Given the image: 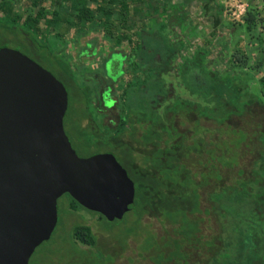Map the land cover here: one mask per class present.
<instances>
[{"label": "trees", "instance_id": "1", "mask_svg": "<svg viewBox=\"0 0 264 264\" xmlns=\"http://www.w3.org/2000/svg\"><path fill=\"white\" fill-rule=\"evenodd\" d=\"M86 1L98 3V9L109 15L101 5L106 0ZM86 1L80 2L77 16L83 23L95 19L85 17L90 13ZM120 2L124 10L120 20L125 25L134 10L128 9L124 0ZM0 15L6 22L0 24V31L19 34V29L25 39L43 47L39 22L46 21L47 11L41 8L35 17L22 19L1 0ZM144 45L135 57L143 56L149 63L155 51L149 48V52ZM64 68L68 74L72 69L70 65ZM131 68H138L136 61ZM198 75L194 79L199 88L196 93L209 89L211 99L220 103L223 94L218 90L223 88L213 84L211 90L203 74ZM228 88L233 90L230 85ZM85 91L90 97L91 90ZM128 91L121 98L127 99ZM185 101L180 100L181 108L171 104L163 118L156 116L147 125L133 104L126 108L124 117H117L116 134L109 126L103 127L99 137L89 129L91 141L84 137L87 127L77 130V142L74 146L70 142V146L78 158L109 154L120 167L116 173L121 184L118 209L107 217L63 194L57 202L61 200L60 207L66 210L59 216L56 203L51 235L34 249L28 264H39L40 258L42 264H264V113H251L248 107L253 104L245 102L214 119ZM176 115L189 135L174 134L170 124ZM136 116L137 122L129 123ZM229 116L235 118L237 126L227 122ZM206 120L217 126L207 127ZM135 130L142 133L136 137L140 141L136 147L120 141L131 138ZM208 133L210 141L205 139ZM125 147H130V152H124ZM82 209L96 215L99 222L89 224L90 218L77 214ZM67 219L73 221L68 228ZM227 234L230 237L226 240Z\"/></svg>", "mask_w": 264, "mask_h": 264}, {"label": "rangeland", "instance_id": "2", "mask_svg": "<svg viewBox=\"0 0 264 264\" xmlns=\"http://www.w3.org/2000/svg\"><path fill=\"white\" fill-rule=\"evenodd\" d=\"M3 1L13 14L22 19L35 17L41 8L48 12L46 21L43 19L39 22L43 47L39 43L29 42L16 29L19 34L0 31V48L20 52L51 73L62 85L67 109L63 117V131L72 146L77 142V130L81 127L88 128L84 137L90 141L92 136L89 129L94 130V134L99 137L103 127L109 126L112 134H116L117 117H124L128 112L126 108L133 104L137 105L136 112L143 115L142 121L146 125L152 124L156 116L163 118L171 104L181 108L180 100L197 105L200 113L214 119H217L218 113L245 102L253 104L248 107L251 113H264V0H124L128 9L134 10L125 25L120 20V14L124 12L120 0L113 4L112 0L101 3L109 15L98 9V3L82 0L87 2L90 10L85 17L95 18L84 23L77 17L81 0ZM73 5L77 10H74ZM5 23V20H0V24ZM160 25L163 26L161 40L166 49L160 55L164 59L153 53L149 63L144 61L140 69L133 70L132 62H126L135 59L142 38L147 36L146 32H156ZM150 36L156 37V34ZM84 43L87 52L93 50L99 56L82 52ZM154 46L156 44L152 42L151 48ZM109 54L113 58L119 55L124 57L125 66L121 77L113 75L112 81L106 82L105 86L104 83L99 84L100 77L93 70H96L95 63L98 64V60L103 57L106 60ZM69 65L72 68L71 74L64 71V67ZM109 65L108 62L107 70ZM198 73L203 74L206 82L211 84V90L212 87L214 90V85L223 88L218 90L223 94L221 106L211 99L213 95L209 89L207 93H196L199 88L196 85L197 79L196 82L194 79L199 76ZM95 75L98 80L94 78ZM137 81L142 82L139 85L145 91L131 88ZM91 84L96 87L94 92L98 93L94 94L93 100L92 96L84 95L83 91L87 86L91 88ZM101 84L104 86L103 91ZM229 85L233 90L227 89ZM130 88H134V94H128L125 100L121 98L125 90L130 91ZM96 96L106 99L104 106L109 110L104 112L101 104L99 107ZM228 101L229 106L225 105ZM137 117L129 123L133 122L134 125ZM228 118L227 122L235 124L234 117ZM205 123L209 128L217 126L214 121L206 120ZM170 127L175 135L190 133L182 127L179 115L174 116ZM140 134L141 131L135 130L131 138H121L120 141L126 146L136 147L140 142L136 137ZM208 135L209 138L205 139L210 141L212 137ZM175 138L179 141L178 136ZM97 147L103 151L101 146ZM129 149L125 147L123 151L130 152ZM135 155L140 156L138 153ZM117 159L121 161L119 157ZM57 203L60 216L66 209L60 207L63 205L61 200ZM77 214L85 219L90 218L89 224L94 223L93 220L98 221L96 215L83 209L78 210ZM72 223V220L67 219L66 227ZM229 237L227 234L226 240ZM234 247L235 244H232L230 249ZM31 259L37 260L33 257ZM42 263L43 258H40L39 264Z\"/></svg>", "mask_w": 264, "mask_h": 264}, {"label": "water", "instance_id": "3", "mask_svg": "<svg viewBox=\"0 0 264 264\" xmlns=\"http://www.w3.org/2000/svg\"><path fill=\"white\" fill-rule=\"evenodd\" d=\"M63 90L39 64L0 48V264H28L65 193L107 217L118 209L120 167L109 154L77 157L63 131Z\"/></svg>", "mask_w": 264, "mask_h": 264}, {"label": "crops", "instance_id": "4", "mask_svg": "<svg viewBox=\"0 0 264 264\" xmlns=\"http://www.w3.org/2000/svg\"><path fill=\"white\" fill-rule=\"evenodd\" d=\"M132 10V9H131ZM133 12V11H132ZM161 26V25H160ZM163 27V26H162ZM160 28V27H159ZM146 34H147V36H145V38L143 37L142 38V44L144 45V43H145V45L144 46H146V47H148V48H145V49H147L149 52H150V50H149V48H151V46H152V42L154 43V44H156V46H154L153 48H151V49H153L154 51H155V53H158V54H156L157 56H159V57H161L162 59H164L161 55H160V52H161V50H166L164 47H163V42H162V40H161V35L163 34V28H161V29H158V31H156V32H153L152 33V31L151 32H146ZM150 34H156V37L155 36H150ZM148 41V42H147ZM87 48H86V45H85V43H84V45H83V48H82V52H85V54L87 55L89 52L90 53H93V55H97V56H99V54H96L95 53V51H90L89 49V51L87 52V50H86ZM160 49V50H159ZM81 52V53H82ZM87 58V57H86ZM113 57H112V54H109L108 55V57L106 58V60H105V58L103 57L102 59H99L98 61V64L97 63H95V68H96V70H93V72H95V73H97V76L98 77H100V79L98 80L97 79V77H96V75H95V77L94 78H96L97 80H98V82H99V84L100 83H104L105 84V86H106V82H109L110 83V81H112V77H113V75H117L118 77H121V74H123V69H124V66H125V60H123L124 59V57H122L121 55H119L118 57H114L113 59H112ZM118 58H120V59H118ZM112 59V60H111ZM84 60V59H83ZM135 60H137V64H138V68L140 69L141 67H142V65H143V62L144 61H147V59H144V57L142 56V57H140V56H137V57H135V59L134 60H129V62H126L127 64L129 63H131V62H133V61H135ZM124 61V62H123ZM110 63V65H109V69L107 70L106 69V67H107V63ZM137 68V69H138ZM103 70L105 71V72H103ZM111 72V73H110ZM151 76V75H150ZM194 82V81H193ZM136 83H138V85H136ZM139 83H141L142 84V82H140V81H137V82H135L134 83V85L135 86H131V88L132 87H137V89H142V90H144L142 87H140L141 85H139ZM195 83V82H194ZM86 84H88V83H86ZM103 84H101L100 86H101V90L103 91L104 90V86H102ZM95 88L96 87H94L93 85L91 86V88H89L88 86L85 88V90L86 89H90L91 90V96H92V100L94 99V94H96V92H94V90H95ZM131 88H130V91H128V94H130V93H132V94H134V92H135V90H134V88L132 89V91L133 92H131ZM85 90H83L84 91V93L86 92ZM145 91V90H144ZM100 92V94L99 95H101L102 94V92L101 91H99ZM98 94V93H97ZM96 94V95H97ZM104 94V93H103ZM101 96H96V98L98 99L97 100V103H98V105H99V107H100V104L101 105H103L104 106V102H105V100L106 99H99ZM147 98V97H146ZM142 100V99H141ZM113 102H115V104H116V100L113 98ZM114 104V105H115ZM137 106V105H136ZM104 108H105V110L107 111V110H109V109H107L105 106H104ZM104 108H103V110H104ZM106 111H104V112H106ZM103 112V113H104Z\"/></svg>", "mask_w": 264, "mask_h": 264}, {"label": "flooded vegetation", "instance_id": "5", "mask_svg": "<svg viewBox=\"0 0 264 264\" xmlns=\"http://www.w3.org/2000/svg\"><path fill=\"white\" fill-rule=\"evenodd\" d=\"M92 83V82H91ZM92 85V84H91Z\"/></svg>", "mask_w": 264, "mask_h": 264}]
</instances>
